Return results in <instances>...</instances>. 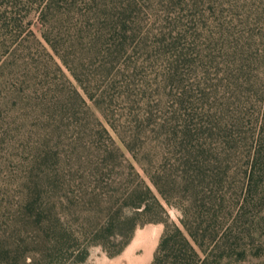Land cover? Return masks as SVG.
<instances>
[{"label":"trees","instance_id":"obj_1","mask_svg":"<svg viewBox=\"0 0 264 264\" xmlns=\"http://www.w3.org/2000/svg\"><path fill=\"white\" fill-rule=\"evenodd\" d=\"M149 1L0 0V97L36 78L44 102L75 120L70 130L109 139L92 174L115 177L117 211L101 228H128L111 255L148 222L166 225L151 264L264 255L253 236L264 199V0H230L199 33L171 16L173 0ZM166 204L181 209V225ZM97 235L108 250L109 234Z\"/></svg>","mask_w":264,"mask_h":264},{"label":"rangeland","instance_id":"obj_2","mask_svg":"<svg viewBox=\"0 0 264 264\" xmlns=\"http://www.w3.org/2000/svg\"><path fill=\"white\" fill-rule=\"evenodd\" d=\"M229 1L173 0L177 10L171 16H179L199 33L214 28L216 18L226 14ZM149 2L162 8L168 0ZM32 28L42 36L37 18ZM55 57L78 85L62 60ZM35 80L23 91L7 85L0 97V264H151L165 223L138 225L120 252L109 253L121 241L118 232L128 231L116 221L101 228L117 211L111 197L116 188L109 185L115 177L108 181V177L103 180L92 174L105 162L102 148L109 139L97 131L70 130L68 124L75 120L45 103L47 99L35 91L40 87V83L33 84ZM112 134L133 159L117 134ZM108 160L114 172L126 171L120 159ZM133 161L154 187L141 165ZM260 206V225L253 229L256 244L264 241V199ZM166 207L171 220L181 225V209ZM100 230L109 234L108 250L95 242ZM247 242L251 246L253 241ZM218 264H264V255L249 253L243 260L226 259Z\"/></svg>","mask_w":264,"mask_h":264},{"label":"bare ground","instance_id":"obj_3","mask_svg":"<svg viewBox=\"0 0 264 264\" xmlns=\"http://www.w3.org/2000/svg\"><path fill=\"white\" fill-rule=\"evenodd\" d=\"M142 262H143V260H142ZM142 262H141V263H142Z\"/></svg>","mask_w":264,"mask_h":264}]
</instances>
